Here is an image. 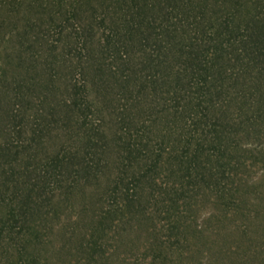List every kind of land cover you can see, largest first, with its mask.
Here are the masks:
<instances>
[{
	"label": "rangeland",
	"instance_id": "1",
	"mask_svg": "<svg viewBox=\"0 0 264 264\" xmlns=\"http://www.w3.org/2000/svg\"><path fill=\"white\" fill-rule=\"evenodd\" d=\"M5 1L0 264H264V136L237 141V169L211 188L184 181L177 166L192 159L199 140L168 136L165 124L146 118L132 133L137 147L148 145L143 160L122 168L101 137L123 102L120 95L107 106L95 101L82 30L88 18L103 30L118 8L110 0ZM159 156L164 164L150 175L164 196L149 200L139 178ZM121 201L137 203L128 210Z\"/></svg>",
	"mask_w": 264,
	"mask_h": 264
},
{
	"label": "trees",
	"instance_id": "2",
	"mask_svg": "<svg viewBox=\"0 0 264 264\" xmlns=\"http://www.w3.org/2000/svg\"><path fill=\"white\" fill-rule=\"evenodd\" d=\"M110 1L119 11L103 19V30L89 18L82 21L95 101L107 106L109 97L120 95L123 102L101 137L111 145L110 156L116 154L122 168L139 164L148 145L136 146L133 129L147 119L153 125L160 121L168 136L189 137L190 145L199 140L192 159L177 164L183 180L217 186L218 176L225 178L235 167L242 150L237 141L264 136V0ZM4 3L0 0V40L8 21ZM187 124L193 132L186 133ZM205 139L212 147L205 148ZM99 141L95 149L104 155L107 146ZM159 157L139 178L150 187L149 200L164 196V187L150 175L164 164ZM121 202L128 210L137 203ZM140 208L145 215L147 209Z\"/></svg>",
	"mask_w": 264,
	"mask_h": 264
}]
</instances>
